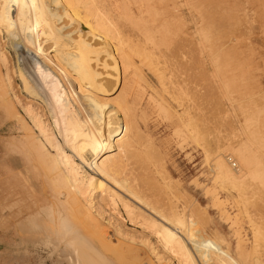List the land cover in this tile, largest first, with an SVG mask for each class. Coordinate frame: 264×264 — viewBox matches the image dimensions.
<instances>
[{"label": "rangeland", "instance_id": "rangeland-1", "mask_svg": "<svg viewBox=\"0 0 264 264\" xmlns=\"http://www.w3.org/2000/svg\"><path fill=\"white\" fill-rule=\"evenodd\" d=\"M164 7L169 8L168 4L161 7L164 12L160 16L162 19L159 18L161 21L165 14L170 20V9ZM175 13L177 16L172 23H166V27L161 29L158 42L148 44L152 54L151 65H144L135 58L125 75L132 89L128 94L131 109L121 112L122 122L119 120L118 127L128 139L120 155L122 177L130 183L127 184L129 190L139 199L164 213L170 207L174 210L190 208L192 225L185 222L192 233L188 247L193 248L199 264H250L252 243L247 223L262 220L264 225V173L260 179L247 181L246 185H250L241 189L244 193L240 204L236 202L233 191L213 182L211 165L216 153L228 156L231 154L229 149L240 147L253 149V156L264 161V0H178ZM124 21L121 19L120 23L125 25L126 32L131 31L128 21ZM5 35L4 31L0 32V52L3 50L8 60L0 59V83L9 88L7 98L16 106L17 115L24 119L29 132L34 134L28 117L10 93L11 89L22 92L23 85L17 71L19 65L26 67L29 60L18 57L11 40ZM116 94L118 90L111 97H116ZM182 109H188L186 111L193 117L192 131L184 128L177 118L183 114ZM12 114L13 111L0 97V264L24 260L31 264H51L44 249L49 247V243L43 246L42 241L28 240L26 232L22 231L24 244L21 241L20 247L24 252L9 262L3 259L6 245L19 241L18 224H28L27 218L38 205L53 203L55 208L69 216L71 222L90 235L91 239H87L90 244L115 264H182L181 255L171 251L162 240L123 239L106 224L109 235L101 236L104 240L91 235L92 227L84 222L80 224L74 218L77 213L74 214V203L66 193L67 182H64L62 172L55 171L51 164L49 153L52 151L46 146L42 155L37 152L23 124ZM41 117L55 130L46 111ZM86 155L90 158L89 153ZM5 167L10 169L7 174H13L5 186L10 194L2 191V169ZM125 193L132 197V201L128 198L127 201L135 211L145 215L142 206L136 205L143 204ZM1 203L9 211L4 223L7 227L1 224ZM11 203L17 206L12 209ZM122 214L127 219L123 211ZM125 224L128 229L133 228L127 220ZM138 227L136 229L141 231ZM2 234L8 237L6 241ZM262 243L260 254L264 258ZM152 245L155 254L149 249ZM257 250H260L259 245ZM35 252L42 256L43 262L31 259Z\"/></svg>", "mask_w": 264, "mask_h": 264}, {"label": "bare ground", "instance_id": "bare-ground-1", "mask_svg": "<svg viewBox=\"0 0 264 264\" xmlns=\"http://www.w3.org/2000/svg\"><path fill=\"white\" fill-rule=\"evenodd\" d=\"M177 1L0 0V32L4 31L5 36L11 40L12 46L15 47V50L13 47L14 52L19 54L18 57H26L29 60L28 65L24 60L27 66L25 67L23 62L17 71V76L23 85L21 90L25 94L13 89L10 93L28 117L35 130L34 134L29 132L30 128L25 125L24 119L17 115L16 106L7 98L9 88L2 86L1 83L0 97L13 111L16 121L23 124V129L30 135L37 152L42 155L46 146L52 151L49 153L52 156L51 164L55 171L62 172L63 180L67 182L66 193L74 203L72 208L74 214L77 213L74 218L80 224L84 222L90 225L93 230L91 235L108 237L106 224L123 239L136 237L140 240L144 238L162 240L171 251L181 255L182 264H199L198 256L192 252L193 248L188 247V240L191 239L192 234L191 229L187 228L189 224L192 225L190 208L188 211L186 210L188 207L181 210L170 207L167 213H164L159 208L145 204L129 190L127 186L129 182L123 180L120 157L127 139L125 132L118 130L121 112L131 109L128 94L132 84L130 86L125 75L135 58L144 65H151L152 54L148 44L155 45L161 29L166 27V23H172L177 16L175 13ZM165 4H168L170 9V20L166 19L168 16L165 14L164 20L161 21L159 18L162 19L160 16L164 13L161 7ZM164 8L168 10L167 7ZM121 19L124 23V20L128 21L131 31L126 32L125 25L120 23ZM2 51L0 59L4 61L7 55L5 56ZM136 73L139 74V70L136 69ZM117 90L118 95L111 97ZM184 110L177 118L181 120L182 126L190 131L191 125L194 124L191 122L194 120L191 121L193 117L191 118L186 111L188 109ZM45 111L52 120L55 130H52V125L49 126L50 123H46L41 117ZM112 116L115 119H112ZM10 147L15 149L13 146ZM229 151L231 154L228 156L218 152L215 159L213 158L212 180L219 187L233 191L236 202L241 204L243 197L241 194L244 193H241V189L244 190L250 185V183L246 185L250 178L262 177L264 161L255 158L253 156L255 152L248 147L231 148ZM86 152L89 153L90 158L87 157ZM49 168L51 170V167ZM9 170L6 167L2 169L4 184L2 191L6 194L9 193L5 188L7 179L13 175L7 174ZM23 184L26 186L25 182ZM125 192L143 204L136 203L142 206L145 215H141L139 210L135 211L128 203L127 200H131L132 197H127ZM53 204L33 207L35 210L27 218L28 224H18L19 241L7 246L6 254L9 258L24 252V248L20 247L23 243L21 233L26 232L28 240H39V243L42 241L43 246L49 243V247L44 249L52 264H88L89 260L91 264H115L89 243L90 235L71 222L69 216L55 208ZM16 206L10 207L14 209ZM8 212L3 207L4 220ZM126 220L133 228L128 229ZM186 221H188L187 227ZM252 221L247 223L252 243L250 264H264V258L260 254L264 225L261 223L262 220L258 223ZM138 226L141 231L136 229ZM33 241L30 240L32 243ZM258 245L260 250H257ZM149 249L155 254L153 245L149 246ZM34 256L37 257L35 254ZM226 257L233 259L231 255Z\"/></svg>", "mask_w": 264, "mask_h": 264}, {"label": "crops", "instance_id": "crops-1", "mask_svg": "<svg viewBox=\"0 0 264 264\" xmlns=\"http://www.w3.org/2000/svg\"><path fill=\"white\" fill-rule=\"evenodd\" d=\"M11 172V171H10ZM1 215H2V218H1V224L3 225V226H5V227H7V225H5L4 223H5V220H4V215H3V207H4V204L3 203H1ZM5 230V229H4ZM2 236H3V238H4V241H6L7 239H8V237L5 235V234H2ZM7 246H8V244L6 245V248H7ZM6 250V249H5ZM4 254H5V258L3 259V260H5V261H10V259H11V257L9 258L8 256H7V254H6V251H4ZM34 254L37 256V257H39V258H37V257H35L34 256ZM34 254H32V256H31V259L32 260H34L35 258V260H37L38 262H43V259H42V256L39 254V253H37V252H35ZM49 258V257H48ZM31 259H29L28 258V260H31ZM42 259V260H41ZM50 259V258H49ZM51 262V261H50ZM4 263V262H3ZM32 262H26L25 260L24 261H22V262H18V263H15V264H31ZM5 264V263H4ZM6 264H14V263H6ZM52 264V263H51Z\"/></svg>", "mask_w": 264, "mask_h": 264}, {"label": "built area", "instance_id": "built-area-1", "mask_svg": "<svg viewBox=\"0 0 264 264\" xmlns=\"http://www.w3.org/2000/svg\"><path fill=\"white\" fill-rule=\"evenodd\" d=\"M228 158V157H227ZM228 160H230V158H228ZM232 162V160H230ZM233 163V162H232Z\"/></svg>", "mask_w": 264, "mask_h": 264}]
</instances>
